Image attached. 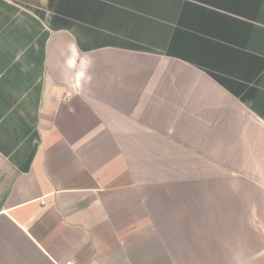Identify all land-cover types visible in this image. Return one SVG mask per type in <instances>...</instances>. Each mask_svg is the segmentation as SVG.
<instances>
[{
	"label": "crops",
	"instance_id": "0c3cea01",
	"mask_svg": "<svg viewBox=\"0 0 264 264\" xmlns=\"http://www.w3.org/2000/svg\"><path fill=\"white\" fill-rule=\"evenodd\" d=\"M0 264H264V0H0Z\"/></svg>",
	"mask_w": 264,
	"mask_h": 264
}]
</instances>
